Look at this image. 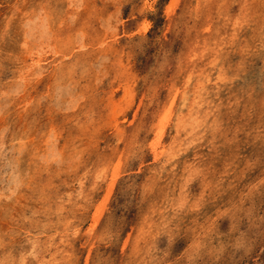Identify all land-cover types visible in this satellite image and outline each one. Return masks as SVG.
I'll return each mask as SVG.
<instances>
[{"label":"rangeland","instance_id":"1","mask_svg":"<svg viewBox=\"0 0 264 264\" xmlns=\"http://www.w3.org/2000/svg\"><path fill=\"white\" fill-rule=\"evenodd\" d=\"M0 264H264V0H0Z\"/></svg>","mask_w":264,"mask_h":264},{"label":"bare ground","instance_id":"2","mask_svg":"<svg viewBox=\"0 0 264 264\" xmlns=\"http://www.w3.org/2000/svg\"><path fill=\"white\" fill-rule=\"evenodd\" d=\"M156 143H157V142H156ZM100 177H101V176H100ZM30 182H31V181H30ZM19 205H20V203H19ZM98 208H99V207H98ZM100 213H101V212H98V213L96 214V216H95L96 221L99 219V217H100V216H99ZM27 233H28V232H27Z\"/></svg>","mask_w":264,"mask_h":264}]
</instances>
